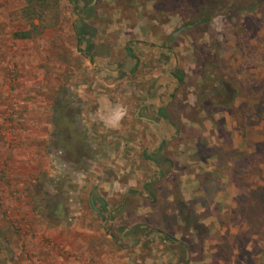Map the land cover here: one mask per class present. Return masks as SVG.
<instances>
[{"label":"rangeland","instance_id":"1","mask_svg":"<svg viewBox=\"0 0 264 264\" xmlns=\"http://www.w3.org/2000/svg\"><path fill=\"white\" fill-rule=\"evenodd\" d=\"M263 20L0 0V264H264Z\"/></svg>","mask_w":264,"mask_h":264},{"label":"trees","instance_id":"2","mask_svg":"<svg viewBox=\"0 0 264 264\" xmlns=\"http://www.w3.org/2000/svg\"><path fill=\"white\" fill-rule=\"evenodd\" d=\"M262 1H264V0H262ZM259 3L260 2H254V3H252V4H250L247 8L250 10V9H252V8H255V7H257V5H259ZM236 8L238 9V10H243V9H247L246 7H244V6H241V5H239V6H236ZM259 8V7H258ZM207 19V18H206ZM264 21V20H263ZM20 36H25V34L23 33V34H20ZM212 70V69H211ZM208 74H209V72H207ZM211 73L212 74H214L213 76H214V78L216 77V78H221V76H220V72H217V69H215L214 67H213V71H211ZM175 78H176V80H178V81H180L181 79H180V74H177V75H173ZM225 86H226V89L225 90H227L226 92H224V93H222V95L219 97V99L218 100H216L215 101V103H217V104H220V105H222V106H228V105H230L231 103H232V101H233V99H234V97H235V93H236V89L235 88H233V87H231L229 84H226V83H224V82H222ZM229 89V90H228ZM218 90V89H217ZM213 101V100H212ZM204 104H207L209 101L207 100V99H204L203 101H202ZM155 165H157L158 166V163H157V161L155 160V159H152L151 160ZM255 206H257V205H255ZM101 207V206H100ZM102 208V207H101ZM256 212H257V210H255ZM258 213H260V214H262L261 212H258ZM255 217H254V211H253V209H250L249 211H247V212H245V217H244V220L247 222V224H249V222H251L252 220H255L254 219Z\"/></svg>","mask_w":264,"mask_h":264},{"label":"flooded vegetation","instance_id":"3","mask_svg":"<svg viewBox=\"0 0 264 264\" xmlns=\"http://www.w3.org/2000/svg\"><path fill=\"white\" fill-rule=\"evenodd\" d=\"M158 112V110H157ZM161 117L164 118V115H160ZM58 123L60 124V128L63 130V139L65 140L66 143L70 142V135L68 132V127H70V122L67 121L65 118H63V114H59V116H56ZM62 125V126H61ZM68 132V133H67Z\"/></svg>","mask_w":264,"mask_h":264},{"label":"water","instance_id":"4","mask_svg":"<svg viewBox=\"0 0 264 264\" xmlns=\"http://www.w3.org/2000/svg\"><path fill=\"white\" fill-rule=\"evenodd\" d=\"M94 0H91V3H93Z\"/></svg>","mask_w":264,"mask_h":264}]
</instances>
